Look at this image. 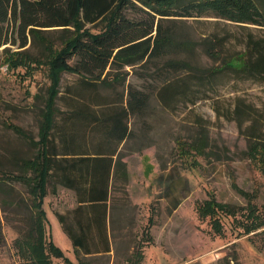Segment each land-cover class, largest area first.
I'll return each instance as SVG.
<instances>
[{
  "label": "rangeland",
  "instance_id": "1",
  "mask_svg": "<svg viewBox=\"0 0 264 264\" xmlns=\"http://www.w3.org/2000/svg\"><path fill=\"white\" fill-rule=\"evenodd\" d=\"M257 1L264 12V0ZM174 2L160 0V6ZM127 15L144 16L135 8L127 11ZM163 25L192 41L190 47L153 65L120 70L125 78L118 93L126 90L125 99L130 86L150 95L145 114L130 117L133 135L123 149L129 172L126 186L134 210L115 213L116 223L109 227L110 252L97 251L104 245L97 234L90 235L88 244L93 253H82L77 258L58 216H65V225L80 231L75 214L79 206L76 193L69 187L51 183L44 199L48 234L75 264H135V259H139L136 264H264V174L248 154L251 138L261 135L264 139V79H245L231 73L209 78L205 72V68L218 67L233 56H242L251 39H264V23L244 24L204 15L177 17L165 20ZM101 26L90 24L84 29L99 32ZM52 36L59 44L61 33ZM18 47V44L0 46V170L14 173H19L15 158H31L37 148L10 126L17 125L35 140L39 139L42 98L50 84L47 64L37 66L32 61L45 60L42 43ZM5 48L13 52L25 49L32 60L23 54L17 58L25 61L28 68L9 69ZM215 48L217 54L212 52ZM170 58L185 60L189 66L176 73L165 65ZM203 72L207 73L204 79L200 76ZM151 74L162 77L156 79ZM114 76L112 72L110 79ZM165 79L178 89L170 108L156 94ZM177 80L191 84V89L178 87ZM78 82V75L63 73L53 139L61 144L66 137L72 148L92 150L99 136L80 126L72 129L70 122L65 121L72 109L71 100L89 102L87 96L79 94ZM111 97H106L110 102L107 105H113L114 96ZM237 104L241 112L244 109L249 112L245 117L250 119L243 128L234 119ZM251 124L257 127L255 132L250 129ZM64 125L62 135L59 128ZM196 140L204 141L201 154L194 149ZM159 176L163 177L162 184L156 183ZM5 182L14 189V196L18 193L28 197L29 189L24 184ZM167 183L172 184L169 191ZM116 196L121 199L118 206H123V194ZM212 198L230 205L232 212L221 211L215 218L211 213L202 216L199 207L206 206V201ZM10 201H13L10 194L0 192V222L5 239L0 244V264H21L15 241L20 237L17 226L25 227L26 213L17 210ZM176 202L179 205L172 209ZM216 220L219 225H214ZM253 220H257L258 228H252ZM52 259L54 264H67L63 258Z\"/></svg>",
  "mask_w": 264,
  "mask_h": 264
},
{
  "label": "trees",
  "instance_id": "2",
  "mask_svg": "<svg viewBox=\"0 0 264 264\" xmlns=\"http://www.w3.org/2000/svg\"><path fill=\"white\" fill-rule=\"evenodd\" d=\"M160 4V0H0V46L18 44L20 49L30 42H41L45 52V60H32L25 49L13 52L5 48V61L9 63V69L28 68L25 61L17 58L23 54L24 58L32 60L37 66L46 63L50 79L47 94L42 98L44 108L39 139L35 140L17 125L10 126L30 140L37 148L36 153L31 158H15L19 173L0 170V192L10 194L13 198L10 204H16L17 210L26 213L25 227L17 226L20 237L15 241L23 260L21 264H54V256L65 259L67 264H74L47 231L49 218L44 199L51 183L69 187L76 193L79 206L75 214L80 231L66 226L65 216H58L64 232L75 247L77 258L82 253H93L88 244L90 235L97 234L104 245L102 250L97 251L110 252L109 227L116 223L115 213L134 210L126 186L129 172L123 150L133 135L129 119L135 115L143 116L150 102V95L136 86L128 87L127 99L126 90L118 93L125 78L120 70L127 66L153 65L173 52L190 47L192 41L181 38L180 32L165 28V20L213 15L237 23H264V12L257 0H175L169 6ZM132 8L141 10L144 16L129 17L127 11ZM97 23L102 25L99 32L84 29L86 25ZM55 32L61 33L59 44L52 38ZM216 49H212L215 54ZM242 54L225 60L218 67L205 68L209 74L203 72L200 76L204 79L207 74L209 78H216L221 73H231L245 79L263 80L264 39H251ZM165 65L176 73L189 66L187 61L180 58H170ZM112 72H115V76L110 79ZM63 73L79 76L78 92L87 96L89 101L71 100L72 109L65 121L70 122L72 129L80 126L99 136L92 150L78 151L68 145L66 137L61 139V144H56L53 139L60 112L58 101L62 96ZM151 76L156 79L162 77L161 74ZM177 85L191 89V84L179 80ZM177 91L165 79L156 94L162 104L170 108L175 103ZM111 96H114V103L107 105L110 102L106 97ZM248 113L245 109L241 112V106L237 104L234 119L241 128L250 119L245 117ZM251 125L250 129L255 132L256 125ZM64 128L65 125L59 128L62 135ZM254 138H251L248 154L264 174V139L261 135ZM203 142L196 140L193 143L199 154L204 150ZM183 152L187 151L184 149ZM5 181L24 184L29 189L28 197L18 193L14 196V189L10 185L8 187ZM162 182L163 177L159 176L156 183ZM171 188L172 184L167 183L166 189L169 191ZM116 193L123 194L125 201L121 207L117 204L121 199ZM178 205L176 202L172 209ZM205 205V208L199 207L202 216L211 213L215 218L221 211L232 212L230 205L220 204L213 198ZM214 225H219V222L216 220ZM258 226L257 220H253L252 228ZM4 240L0 222V244ZM138 262L139 259H135L134 263Z\"/></svg>",
  "mask_w": 264,
  "mask_h": 264
},
{
  "label": "crops",
  "instance_id": "3",
  "mask_svg": "<svg viewBox=\"0 0 264 264\" xmlns=\"http://www.w3.org/2000/svg\"><path fill=\"white\" fill-rule=\"evenodd\" d=\"M63 250V249H62ZM70 259V258H69ZM72 260V259H71ZM73 261V260H72ZM75 264V263H74Z\"/></svg>",
  "mask_w": 264,
  "mask_h": 264
}]
</instances>
